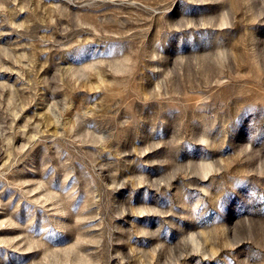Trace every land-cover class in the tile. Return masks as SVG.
<instances>
[{
	"label": "rangeland",
	"instance_id": "rangeland-1",
	"mask_svg": "<svg viewBox=\"0 0 264 264\" xmlns=\"http://www.w3.org/2000/svg\"><path fill=\"white\" fill-rule=\"evenodd\" d=\"M0 264H264V0H0Z\"/></svg>",
	"mask_w": 264,
	"mask_h": 264
}]
</instances>
